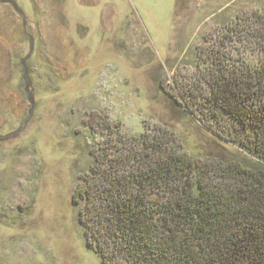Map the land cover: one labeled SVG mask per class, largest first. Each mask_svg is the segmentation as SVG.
<instances>
[{
    "label": "rangeland",
    "instance_id": "obj_1",
    "mask_svg": "<svg viewBox=\"0 0 264 264\" xmlns=\"http://www.w3.org/2000/svg\"><path fill=\"white\" fill-rule=\"evenodd\" d=\"M257 17L264 0H0V264H103L76 198L96 158L159 133L246 158L208 85L264 63Z\"/></svg>",
    "mask_w": 264,
    "mask_h": 264
},
{
    "label": "trees",
    "instance_id": "obj_2",
    "mask_svg": "<svg viewBox=\"0 0 264 264\" xmlns=\"http://www.w3.org/2000/svg\"><path fill=\"white\" fill-rule=\"evenodd\" d=\"M217 70L212 114L233 127L239 139L228 143L247 157L208 154L202 163L159 133L126 163L96 158L76 198L103 264H264V63Z\"/></svg>",
    "mask_w": 264,
    "mask_h": 264
},
{
    "label": "water",
    "instance_id": "obj_3",
    "mask_svg": "<svg viewBox=\"0 0 264 264\" xmlns=\"http://www.w3.org/2000/svg\"><path fill=\"white\" fill-rule=\"evenodd\" d=\"M18 11V10H17Z\"/></svg>",
    "mask_w": 264,
    "mask_h": 264
}]
</instances>
